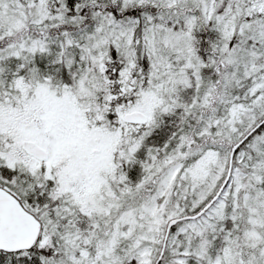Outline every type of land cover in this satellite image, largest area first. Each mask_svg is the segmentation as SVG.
I'll use <instances>...</instances> for the list:
<instances>
[{
  "label": "snow or ice",
  "instance_id": "6c2138e0",
  "mask_svg": "<svg viewBox=\"0 0 264 264\" xmlns=\"http://www.w3.org/2000/svg\"><path fill=\"white\" fill-rule=\"evenodd\" d=\"M0 264H264V0H0Z\"/></svg>",
  "mask_w": 264,
  "mask_h": 264
}]
</instances>
